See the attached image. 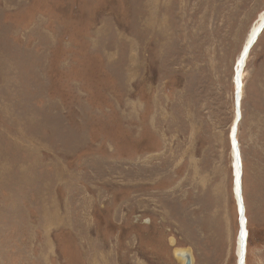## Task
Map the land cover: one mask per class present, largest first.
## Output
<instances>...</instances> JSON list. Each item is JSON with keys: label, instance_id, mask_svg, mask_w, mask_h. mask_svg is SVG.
Returning <instances> with one entry per match:
<instances>
[{"label": "rangeland", "instance_id": "1", "mask_svg": "<svg viewBox=\"0 0 264 264\" xmlns=\"http://www.w3.org/2000/svg\"><path fill=\"white\" fill-rule=\"evenodd\" d=\"M263 9L0 0V264H238L237 109L264 264V29L234 82Z\"/></svg>", "mask_w": 264, "mask_h": 264}, {"label": "bare ground", "instance_id": "2", "mask_svg": "<svg viewBox=\"0 0 264 264\" xmlns=\"http://www.w3.org/2000/svg\"><path fill=\"white\" fill-rule=\"evenodd\" d=\"M264 29V9L258 13V17L255 20V22L252 24L249 32H248V36L240 50V55L238 57L237 60V66L235 68V86L238 85V80L240 79L241 81V69L244 66V63L246 62L248 56H249V52L252 49V47L257 43L260 35L262 34L261 32ZM260 30V32H259ZM257 35V38L254 39ZM236 77H239L238 79ZM237 79V80H236ZM242 84L241 87H239L238 89V93L239 95H237V105L238 107H240V100H241V95H242ZM240 110L237 109V114L234 116V121L231 125V134L229 137V140L231 142V156H232V167H234L233 172H234V183H233V187H234V196H235V201H237V205H238V210H239V215H240V219L238 220V224H242V229H241V234L240 237L236 240L237 242V256H236V263L238 264H247L246 262V255H247V243H246V236L247 235V224L245 219V205H244V199H243V185H242V176H243V167H242V156H241V150L239 148L238 145V140H237V133H238V124L240 121V114L241 112H239ZM238 118V123L236 125L235 128V121ZM232 133L234 134L232 137ZM244 207V210H243ZM243 213V214H242ZM243 216V217H242ZM245 222V224H243ZM239 224V227H240ZM178 256L183 259L186 260L185 258V254L182 252L180 254H178ZM187 264V263H186Z\"/></svg>", "mask_w": 264, "mask_h": 264}, {"label": "water", "instance_id": "3", "mask_svg": "<svg viewBox=\"0 0 264 264\" xmlns=\"http://www.w3.org/2000/svg\"><path fill=\"white\" fill-rule=\"evenodd\" d=\"M259 32H260V30H259ZM257 38V35H256V37L254 38V39H256ZM237 106V108H238V105H236ZM237 123H238V118L236 119V121H235V128H236V125H237ZM233 133H232V137H233ZM240 237V236H239Z\"/></svg>", "mask_w": 264, "mask_h": 264}]
</instances>
